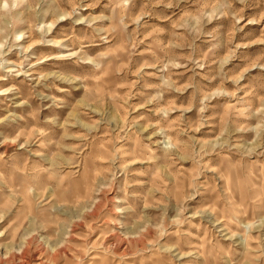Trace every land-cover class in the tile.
Returning <instances> with one entry per match:
<instances>
[{"label": "rangeland", "instance_id": "1", "mask_svg": "<svg viewBox=\"0 0 264 264\" xmlns=\"http://www.w3.org/2000/svg\"><path fill=\"white\" fill-rule=\"evenodd\" d=\"M0 264H264V0H0Z\"/></svg>", "mask_w": 264, "mask_h": 264}]
</instances>
